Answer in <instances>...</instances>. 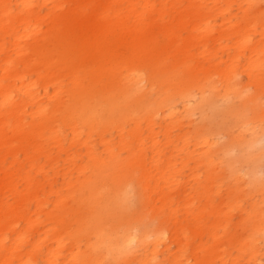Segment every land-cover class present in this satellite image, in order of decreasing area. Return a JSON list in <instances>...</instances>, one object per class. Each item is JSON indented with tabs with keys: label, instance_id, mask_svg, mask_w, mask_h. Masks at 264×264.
Listing matches in <instances>:
<instances>
[{
	"label": "rangeland",
	"instance_id": "obj_1",
	"mask_svg": "<svg viewBox=\"0 0 264 264\" xmlns=\"http://www.w3.org/2000/svg\"><path fill=\"white\" fill-rule=\"evenodd\" d=\"M0 264H264V0H0Z\"/></svg>",
	"mask_w": 264,
	"mask_h": 264
},
{
	"label": "bare ground",
	"instance_id": "obj_2",
	"mask_svg": "<svg viewBox=\"0 0 264 264\" xmlns=\"http://www.w3.org/2000/svg\"><path fill=\"white\" fill-rule=\"evenodd\" d=\"M26 94H28V95H29V94H30V92L27 90V91H26ZM37 96H38V94L34 95V97H37ZM33 100H34V99H33Z\"/></svg>",
	"mask_w": 264,
	"mask_h": 264
}]
</instances>
